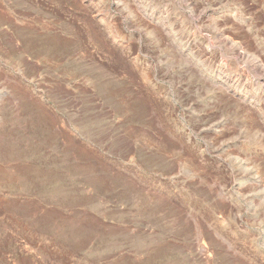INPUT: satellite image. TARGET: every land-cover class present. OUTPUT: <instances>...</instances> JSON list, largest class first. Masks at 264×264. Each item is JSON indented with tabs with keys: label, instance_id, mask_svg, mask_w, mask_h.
<instances>
[{
	"label": "rangeland",
	"instance_id": "1",
	"mask_svg": "<svg viewBox=\"0 0 264 264\" xmlns=\"http://www.w3.org/2000/svg\"><path fill=\"white\" fill-rule=\"evenodd\" d=\"M0 264H264V0H0Z\"/></svg>",
	"mask_w": 264,
	"mask_h": 264
}]
</instances>
